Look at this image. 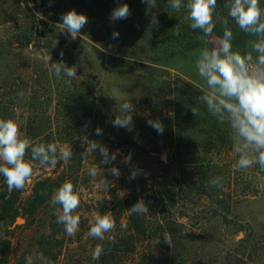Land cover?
I'll return each mask as SVG.
<instances>
[{
	"label": "rangeland",
	"instance_id": "1",
	"mask_svg": "<svg viewBox=\"0 0 264 264\" xmlns=\"http://www.w3.org/2000/svg\"><path fill=\"white\" fill-rule=\"evenodd\" d=\"M71 9L74 8L70 0H51V3L49 0H0V118L22 121L21 130L34 143L55 142L69 148L76 144L81 151L72 154L67 163L59 161L55 167H41L37 162L25 188L15 190L17 202L5 217L15 232L5 264H26L27 257H31L32 264H242L230 260V250L243 235L233 224L228 225V219L249 224L254 231L264 234V172L259 165L247 170L236 169L238 157L233 145L228 150V143H232L228 124L220 123L206 106H200L191 119L181 110L183 116L179 118L173 147L150 152L146 132L136 126L130 132L139 147H120L125 129L113 127L111 123L126 100L134 105L151 97L154 107L172 99L170 91L179 79L200 90L203 81L197 74L195 61L201 49L216 46L219 38L212 34L200 39L196 49L177 50L165 63L145 62L132 58L121 48L117 38L112 37L118 26L111 16L88 17L87 25L76 39L62 32L57 23L61 22V15ZM94 32L104 37L107 47L95 41ZM73 46L82 50L79 58L68 57ZM246 47L233 48L243 52ZM61 59L89 75L87 84L98 83L110 100V106L96 107L93 116L85 120L83 108L86 105H83L78 123L89 128L85 136L88 140L102 143L110 153L119 150L114 165L100 164L99 150L82 156L86 138L71 137L69 131L63 130L67 126L64 122L72 118L64 109L65 99L59 98L53 81L46 84V91L34 96L33 72ZM48 74V78L53 79L55 74L51 69ZM150 115L153 116L151 111ZM97 127L102 129V135L95 134ZM129 153L132 159L126 165L121 160ZM112 166L118 167L121 175L116 178L105 171L106 178L115 186L104 192L96 188L88 170ZM132 169L137 170L138 175L130 180ZM213 177L222 178V187L210 186ZM46 178L60 185L70 180L80 190L81 204L77 212L81 222L75 236L66 235L63 227L56 223L50 203L34 216L24 213L35 184ZM229 189L236 197L228 209ZM13 191L0 176L1 240L10 237L1 223V198ZM153 191L161 202L152 200ZM135 193L142 200L151 199L153 208L159 205L146 213L147 240L138 246L136 253L124 252L123 247L111 251L109 241L129 235V212H122L118 203L124 205L128 200L133 201ZM106 211L112 212L115 229L102 241L88 237V221L94 213ZM122 223L127 225L126 229H121ZM165 234L170 239L172 234L176 235L179 242L170 243L167 248L151 240L163 238ZM51 236L63 244L57 260L47 259L42 252L44 241L48 237L50 242ZM97 244L103 245L104 252L98 260H93L91 254Z\"/></svg>",
	"mask_w": 264,
	"mask_h": 264
},
{
	"label": "clouds",
	"instance_id": "2",
	"mask_svg": "<svg viewBox=\"0 0 264 264\" xmlns=\"http://www.w3.org/2000/svg\"><path fill=\"white\" fill-rule=\"evenodd\" d=\"M51 3V0H49ZM147 6L157 7V0H141ZM170 6L176 11L182 8L186 11L185 19L190 22L192 30H199L204 39L212 35L217 23L223 28V35L216 46L200 50L195 61L199 78L203 81L200 86L201 100L207 110L220 123H227L231 130L233 152L237 155L235 167L237 170L251 169L256 165L264 168V6L261 0H226L224 7L228 10L227 17L216 18L217 0H169ZM131 15L129 4L122 3L114 8L111 19L124 20ZM43 18V17H41ZM229 18L235 22L238 29L254 39L247 41L246 50H234L233 31L229 26ZM57 25L72 39H76L81 30L87 25L88 17L71 9L61 15ZM150 24H158L156 15H152ZM119 32L114 31L112 37L118 38ZM63 57V52L60 53ZM51 56L49 58V62ZM50 69L57 78L63 73L68 78L77 76L76 66H68L63 59L51 62ZM23 95V93H19ZM194 115L197 108H191ZM135 107L131 100L120 105L119 114L111 123L113 127L132 130ZM148 126L158 134H163L164 125L159 119L147 120ZM22 121L13 118H0V176L4 178L8 189L23 190L32 178L34 164L41 167H55L59 161L67 163L72 157L69 147H61L58 143H34L22 130ZM96 135H102V129H95ZM87 140L84 154L99 150L102 160L100 164L114 165L119 150L110 153L107 146L96 140ZM30 152V156H29ZM132 153L123 156L121 162L129 164ZM105 171L119 178L118 167L107 169L90 168L88 175L95 181L96 188L109 192L114 185L105 176ZM138 171L131 170L130 180L135 179ZM212 187H222V178L213 177L209 181ZM50 206L54 209L56 223L63 227L68 236H75L79 230L81 215L77 212L81 204L80 190L70 180H65L52 193ZM148 206L141 199L135 203L130 212L144 214ZM87 236L104 240L106 234L116 227V221L111 211L103 214L94 213L88 221ZM127 225L122 223L121 229ZM164 242L170 245V237L165 234ZM159 242V240L157 241ZM104 252L102 244H97L92 251V259L98 260ZM26 264H32L31 257L26 258Z\"/></svg>",
	"mask_w": 264,
	"mask_h": 264
},
{
	"label": "trees",
	"instance_id": "3",
	"mask_svg": "<svg viewBox=\"0 0 264 264\" xmlns=\"http://www.w3.org/2000/svg\"><path fill=\"white\" fill-rule=\"evenodd\" d=\"M70 1L77 12L83 13L87 17L102 18L111 16L113 9L120 4H129L131 15L124 20H115L119 32L117 41L121 48L132 58L145 62L161 64L170 59L177 50H194L200 45L199 37L203 35L199 30L194 31L190 28V22L185 19L187 14L185 9L182 8L180 11L172 9L169 0H157V7L153 9L150 6L148 7L146 3H142L141 0ZM225 3L226 0H217L216 18L227 17L228 10L224 7ZM261 5L264 6V0H261ZM152 15H156L158 20V24L155 26L150 24ZM229 26L234 36L232 41L233 47L239 48L247 46V41L253 37H249L241 32L235 25V22L230 18ZM212 34L216 35L218 38L222 37L223 28L220 23H217ZM92 37L97 43L101 44L103 47H107L105 44L106 41L101 34L94 32ZM81 54L82 50L80 47L76 46H73L72 52L67 53L68 57L73 59L79 58ZM49 69L50 66L45 69L40 68L33 72L34 96H36V93L39 91H46V84L53 81L59 92V98L65 99V101H63L64 109L69 111V115L72 118V121L64 122L67 126L63 130L66 132L69 131L68 135L71 137L75 135L81 138H83V136L85 137L89 132V128H85L83 124L78 123L81 117L80 110H82V106L86 105V107L83 108L86 113L84 117L85 120V118L88 119V117L91 118L93 116L92 112L96 111V107L110 106V100L98 83L88 85L87 80L90 76L83 74L80 70L77 71V76L75 78H68L66 75H62L57 81L55 75H53V79L51 80L48 78ZM91 86H93L92 90H90ZM170 94L173 95L172 99L161 103L159 106L152 107L151 97L146 98L141 103L134 104L135 112L133 114V124L139 130L146 132L145 137H148L146 144L150 152H156L164 148H172L177 128L180 126V116L186 115L191 119L193 113L191 110L192 107H196L198 110L200 106H206L201 100L202 92L196 89L192 84L181 79L177 80ZM181 110L183 115L180 112ZM150 111L153 113V116L150 115ZM149 119H159L162 122L164 125L163 134H158L152 127L148 126L147 120ZM123 133V141L119 143L120 147L132 149L138 145L135 143L133 135L129 130L125 129ZM231 148L232 143L230 142L228 143V150L230 151ZM71 150L72 153L76 155L81 153L76 144L72 145ZM262 172H264V168H262ZM59 186L60 184L53 181L51 178L38 181L24 209L25 215L30 217L34 216L41 208L46 206L51 200L53 191ZM228 186L230 188V181H228ZM144 192L147 191L144 190ZM135 194L133 201L128 200L124 205H121V202L118 203L122 212H129V235L124 237L117 236L116 239L109 241V249H111V251L122 250L121 248L123 247L124 252L136 253L138 252V246L142 245L147 240L146 235L149 227L146 222V213L133 214L130 212V208L141 200L139 194ZM151 197L153 201H158V203L161 202L160 197L156 195L154 191ZM235 197L236 195L229 189L228 209L231 207V203ZM152 200L148 198L143 199L149 209H157L159 206L158 203L156 205L153 203L155 205L153 208ZM16 202L17 195L15 190L10 195H8L7 192L2 195L1 223L10 237L5 240L0 239V264H5L7 262L11 251L12 238L15 232L11 230L13 225L7 223L5 217L14 209ZM229 224H233L237 232L243 235L240 241L230 250V260L241 262L242 264H264V234L254 231L249 224L235 223L228 219V225ZM47 238L42 245L43 255L47 259L57 260L61 255L63 244L59 239L53 236L49 237V239H52L50 242ZM151 240L155 243L162 244L163 247L166 246L169 248V244L164 242V237L152 238ZM158 240L159 242H157ZM170 242L177 244L179 239L176 235L172 234ZM53 243H56L55 246Z\"/></svg>",
	"mask_w": 264,
	"mask_h": 264
},
{
	"label": "water",
	"instance_id": "4",
	"mask_svg": "<svg viewBox=\"0 0 264 264\" xmlns=\"http://www.w3.org/2000/svg\"><path fill=\"white\" fill-rule=\"evenodd\" d=\"M18 221H23L22 219H19Z\"/></svg>",
	"mask_w": 264,
	"mask_h": 264
},
{
	"label": "bare ground",
	"instance_id": "5",
	"mask_svg": "<svg viewBox=\"0 0 264 264\" xmlns=\"http://www.w3.org/2000/svg\"><path fill=\"white\" fill-rule=\"evenodd\" d=\"M165 159V158H164Z\"/></svg>",
	"mask_w": 264,
	"mask_h": 264
}]
</instances>
